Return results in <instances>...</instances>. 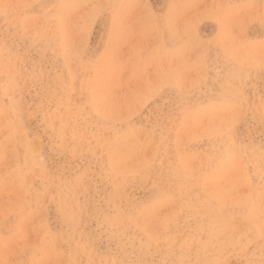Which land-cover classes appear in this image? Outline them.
Segmentation results:
<instances>
[{"label":"rangeland","instance_id":"374dc122","mask_svg":"<svg viewBox=\"0 0 264 264\" xmlns=\"http://www.w3.org/2000/svg\"><path fill=\"white\" fill-rule=\"evenodd\" d=\"M0 264H264V0H0Z\"/></svg>","mask_w":264,"mask_h":264}]
</instances>
